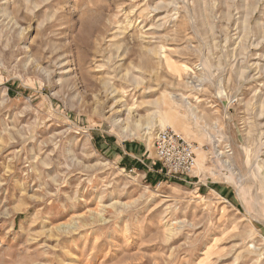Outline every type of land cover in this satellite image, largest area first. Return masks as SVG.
Here are the masks:
<instances>
[{
  "label": "rangeland",
  "instance_id": "obj_1",
  "mask_svg": "<svg viewBox=\"0 0 264 264\" xmlns=\"http://www.w3.org/2000/svg\"><path fill=\"white\" fill-rule=\"evenodd\" d=\"M0 264H264V0H0Z\"/></svg>",
  "mask_w": 264,
  "mask_h": 264
},
{
  "label": "built area",
  "instance_id": "obj_2",
  "mask_svg": "<svg viewBox=\"0 0 264 264\" xmlns=\"http://www.w3.org/2000/svg\"><path fill=\"white\" fill-rule=\"evenodd\" d=\"M153 145L156 161L169 178L184 179L198 168V147L180 132L172 128L161 129Z\"/></svg>",
  "mask_w": 264,
  "mask_h": 264
}]
</instances>
